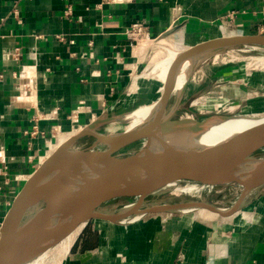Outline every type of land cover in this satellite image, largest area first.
Returning <instances> with one entry per match:
<instances>
[{"label":"crops","instance_id":"obj_1","mask_svg":"<svg viewBox=\"0 0 264 264\" xmlns=\"http://www.w3.org/2000/svg\"><path fill=\"white\" fill-rule=\"evenodd\" d=\"M136 21L148 34L139 42L127 36ZM235 34H264V0H0V226L60 135L114 125L159 96L162 81L143 74L156 43L186 49ZM232 73L200 90L190 80L186 102L212 86L243 88L226 84ZM194 211L89 228L63 264H264V187L233 215Z\"/></svg>","mask_w":264,"mask_h":264},{"label":"water","instance_id":"obj_2","mask_svg":"<svg viewBox=\"0 0 264 264\" xmlns=\"http://www.w3.org/2000/svg\"><path fill=\"white\" fill-rule=\"evenodd\" d=\"M172 32L174 30L166 31L161 38ZM241 46L264 49V34L225 35L189 46L171 60L164 84L162 81L160 105L152 117L133 127L125 126L121 130L105 134L98 132V135L94 131L97 130L100 120H95L59 144L32 172L6 212L0 226V264H28L58 245L80 226L83 228L79 235L89 228L121 224L131 221L134 216L141 217L149 213L202 209L227 217L238 211L246 198L245 188L228 208L203 199L167 202L161 198L176 187L192 183L212 186L230 182L241 184L233 177L221 180L222 175L229 170L206 171L202 169V164L212 153L234 142L249 150L264 149V110L212 114L204 118L195 115L176 118V103L172 114H167L173 91L170 72L176 63L207 48H211L215 53ZM189 82L187 79L180 96ZM195 98H190L184 104L185 107L188 108ZM180 99L181 97L178 102ZM86 136H90L91 141L85 146L75 147L74 144ZM144 140L167 141L175 145L176 150L164 162L144 172L127 186L106 191L96 198L75 205L67 215L58 218L56 222L47 221L46 213L51 210L53 202L70 206L78 202L84 192L83 180L89 167L101 153L111 149L119 151ZM233 164L246 165L247 161L239 160ZM258 165L264 167V162ZM60 173L64 174L63 179H54V176ZM36 206L38 209L24 222L19 221L26 209Z\"/></svg>","mask_w":264,"mask_h":264},{"label":"bare ground","instance_id":"obj_3","mask_svg":"<svg viewBox=\"0 0 264 264\" xmlns=\"http://www.w3.org/2000/svg\"><path fill=\"white\" fill-rule=\"evenodd\" d=\"M213 52L214 50H212L211 48L200 50L195 52L191 57L176 63L170 72V80L173 89H177L183 86L184 80H186V77L188 76L190 70H192L200 60L204 59L207 55ZM177 54L178 52L176 51L173 53H168L163 61L156 63L150 68V72H148L149 69L146 71L148 72L147 76L150 73H156L158 75V78H161V81H163L164 84L169 64ZM217 55L218 54H216V56ZM144 74L146 75V73ZM135 78L136 76L134 77V80H137ZM161 98L162 91L151 104L143 105L138 110L133 112L134 118L127 123L128 128L133 127L136 124L152 117L159 108ZM112 121H114V118ZM94 133L97 135L99 134L98 131H94ZM72 135L73 132L63 135L59 139L57 146L59 144H62ZM116 150L117 149H111L107 152L101 153L96 162L89 167L87 176L83 180L84 192L78 202L76 201L71 206L65 203H52L53 206L51 210L49 211V213L48 211L46 213V219L49 223L56 222L58 218L67 215L73 209V207H75V205L78 206V204H81L89 199L96 198L106 191L117 190L127 186L144 172L164 162L170 155L175 152L176 146L167 141L144 140L143 146L134 152H127L123 154L121 153V155H119L116 153L120 150ZM239 160H246L247 164H233L234 162ZM262 162H264V149L257 151L249 150L239 147L238 143L234 142L226 144L218 151L212 153L209 159H207L202 164V169H205L206 171L229 170L227 173H224L222 175L221 180H228L231 177L235 178L244 185V188L247 191L246 196H248L251 190L256 189L257 187L264 184V167L258 165ZM63 176L64 174L60 173L55 175L54 179L61 180L63 179ZM196 188L197 184L192 183L176 187L172 190V192L176 195H180L181 193L188 194L193 192ZM36 209H38V206L32 207L31 209H26L22 213L19 221L24 222V220L30 214H32L30 211H35ZM134 217H137L135 219L139 218V216ZM134 217H132V220L134 219ZM82 228V226L77 227L58 245L44 252L39 258L35 259L32 262H29L28 264H42L48 256H52L53 260H57L59 264H62Z\"/></svg>","mask_w":264,"mask_h":264},{"label":"rangeland","instance_id":"obj_4","mask_svg":"<svg viewBox=\"0 0 264 264\" xmlns=\"http://www.w3.org/2000/svg\"><path fill=\"white\" fill-rule=\"evenodd\" d=\"M156 55L153 56L152 61L150 62L148 68V72H150V68L154 66L156 63L163 61L168 53L180 52L184 50V48H180L175 46L170 41H164L163 43H156ZM173 50V51H172ZM216 54H218L216 56ZM264 49H258L254 47H246L241 46L237 48H226L219 50L215 53H211L207 55L204 59L200 60L186 77L184 80V84L187 79L191 80L189 88L191 90H200L203 86L207 85V82L211 79L216 72L220 70L230 69L232 68V75L229 77V81L226 83L229 85L231 82H239L243 88L234 89L233 87L223 86V87H210L211 92L205 94H199L197 98L194 99L193 107L188 109L185 107V102L188 98V94H182L180 96V92L184 86L180 88L173 89L171 95V104L168 109V115L172 114L173 108H175V102L181 97L178 102V109L175 111L174 116L176 118H184V117H199L204 118L210 116L212 114H231L237 112H248V111H257L264 110ZM146 75L148 74V72ZM143 73V74H144ZM149 77H156L160 83L161 78H158V75L149 74ZM190 76V77H189ZM162 88V87H161ZM160 88L159 92L162 91ZM188 88V90H189ZM247 88V89H245ZM154 101V100H153ZM152 101V102H153ZM149 103H140L135 108L128 110L127 112L122 113L123 115H118L112 121V124H107L101 126L96 131L100 133H109L116 130H121L125 126L128 127V122L134 118V113L140 107ZM70 132L78 133L76 130H72ZM65 134L60 135L57 139H59ZM70 136V137H72ZM91 141L90 136L81 137L75 145V147H81L87 145ZM58 144V142H57ZM56 144V145H57ZM144 144V141H138L130 146L122 148L116 154L121 155V153L134 152L141 148ZM55 146L54 148H56ZM242 184V183H241ZM238 182H230L218 185H197V188L188 194L181 193L180 195L173 194V192L166 194L161 198L163 201L167 202H175L181 199H203L207 200L210 203L217 204L224 208H228L231 204H233L239 196L244 191V185L242 186ZM205 186V188H204ZM262 186L253 189L249 193L248 196L244 199L243 202H246L251 197H253L257 191H260ZM190 194V195H189ZM196 194V195H195ZM31 209V207H30ZM202 210V209H196ZM34 211V210H33ZM33 211H30L33 213ZM186 212H196L194 210H186L180 211L181 214ZM165 213V212H160ZM170 213V212H167ZM179 214V213H178ZM137 217H134V219ZM133 219V220H134ZM77 239V238H76ZM74 244V243H73ZM73 246V245H72ZM66 258V257H65ZM47 261V263H46ZM57 260H53L52 256H48L47 259L42 264H59ZM65 261V259H64ZM65 263V262H63ZM62 263V264H63Z\"/></svg>","mask_w":264,"mask_h":264},{"label":"built area","instance_id":"obj_5","mask_svg":"<svg viewBox=\"0 0 264 264\" xmlns=\"http://www.w3.org/2000/svg\"><path fill=\"white\" fill-rule=\"evenodd\" d=\"M106 2H123L124 0H104ZM147 30L140 22H133L130 26V29L127 32L129 39L134 40L135 42L143 41L147 38Z\"/></svg>","mask_w":264,"mask_h":264}]
</instances>
